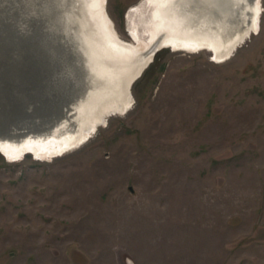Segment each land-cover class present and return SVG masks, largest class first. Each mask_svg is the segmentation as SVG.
<instances>
[{
    "label": "rangeland",
    "instance_id": "obj_1",
    "mask_svg": "<svg viewBox=\"0 0 264 264\" xmlns=\"http://www.w3.org/2000/svg\"><path fill=\"white\" fill-rule=\"evenodd\" d=\"M141 1H105L113 33L130 45L124 29L141 30L126 15ZM260 6L259 33L225 61L204 48L154 51L130 87V109L65 153L7 161L0 152V264H264ZM27 13L26 0H0L1 55L18 51L11 26ZM30 54L0 60V105L10 92L22 100L14 111L35 110L40 122L37 100L49 97L40 81L54 67L35 68Z\"/></svg>",
    "mask_w": 264,
    "mask_h": 264
},
{
    "label": "bare ground",
    "instance_id": "obj_2",
    "mask_svg": "<svg viewBox=\"0 0 264 264\" xmlns=\"http://www.w3.org/2000/svg\"><path fill=\"white\" fill-rule=\"evenodd\" d=\"M26 3L29 13L18 27L11 26V35L26 41V51L39 58L33 62L35 68L54 67V77L40 81L43 88L39 93L49 94L37 100L38 108L45 110L42 115H46L40 122L35 119V110L14 111L22 100L10 92L0 105V128L13 120L20 128L0 129V151L8 161L29 152L37 159L59 156L87 139L106 116L123 115L133 102L130 87L152 61L154 49L170 47L191 53L204 48L220 62L252 31L262 10L259 0H142L126 15L132 14L141 30L130 32L135 43L130 45L113 33L104 0ZM44 28L51 39H45ZM254 31L258 33L257 23ZM37 35L41 38L35 40ZM20 39L11 38L18 51L0 54L6 65L25 54ZM56 62L60 64L57 68ZM51 90L58 95L52 97ZM54 104L56 112L50 111Z\"/></svg>",
    "mask_w": 264,
    "mask_h": 264
},
{
    "label": "flooded vegetation",
    "instance_id": "obj_3",
    "mask_svg": "<svg viewBox=\"0 0 264 264\" xmlns=\"http://www.w3.org/2000/svg\"><path fill=\"white\" fill-rule=\"evenodd\" d=\"M105 1L106 0H104V3H105ZM130 9V8H129ZM259 9H260V0H259ZM129 11V10H128ZM262 11V10H261ZM261 11L259 10V14H258V17H257V20L255 21V24H254V27H253V29H252V31L250 32L249 31V33L251 34H258L259 33V30H260V14H261ZM256 23H257V26H258V33H256L255 31H254V28H255V25H256ZM249 33L247 34V35H249ZM246 35V36H247ZM246 36L244 37L245 39H246ZM244 38L242 39V40H244ZM242 40L239 42V43H243L242 42ZM135 44V43H134ZM236 46H239V44H237ZM236 50V48L233 50V51H235ZM176 51V50H175ZM233 51H231L232 53H233ZM230 52V54L226 57V58H224L223 60H221L220 62H222V61H225L227 58H230L231 57V55H232V53ZM212 55V54H211ZM212 59H214V55H212ZM214 61V60H213ZM6 157V156H5Z\"/></svg>",
    "mask_w": 264,
    "mask_h": 264
},
{
    "label": "water",
    "instance_id": "obj_4",
    "mask_svg": "<svg viewBox=\"0 0 264 264\" xmlns=\"http://www.w3.org/2000/svg\"><path fill=\"white\" fill-rule=\"evenodd\" d=\"M124 30H125V32H126V34H127V37H128V38H131V36L129 35L127 29H124ZM155 50H156V49H154L153 52H154Z\"/></svg>",
    "mask_w": 264,
    "mask_h": 264
}]
</instances>
